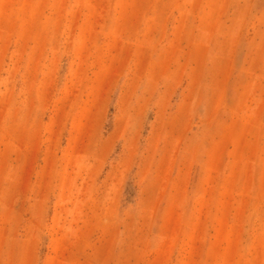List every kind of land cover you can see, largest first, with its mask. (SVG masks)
<instances>
[{
    "label": "rangeland",
    "instance_id": "1",
    "mask_svg": "<svg viewBox=\"0 0 264 264\" xmlns=\"http://www.w3.org/2000/svg\"><path fill=\"white\" fill-rule=\"evenodd\" d=\"M0 264H264V0H0Z\"/></svg>",
    "mask_w": 264,
    "mask_h": 264
},
{
    "label": "crops",
    "instance_id": "2",
    "mask_svg": "<svg viewBox=\"0 0 264 264\" xmlns=\"http://www.w3.org/2000/svg\"><path fill=\"white\" fill-rule=\"evenodd\" d=\"M77 19H89V18L77 16V15L74 14L69 19L71 26H74L76 24V22L79 23V20H77ZM132 22L136 24V30L139 31L141 29L139 33H143L144 29H145L144 28L145 23L148 22V20L147 19H142V18H140V19L137 18V19H132L130 24H132ZM82 24H83V22H82ZM87 33H89V31L87 29L81 28L80 29V33H79L80 35L77 38L78 39H82V40H92L94 38H98L96 35L93 34V31H91L89 34H87ZM67 38L70 39L71 37L67 36ZM117 38H121V37H117ZM136 38H139V39H154L156 37L155 36H149V35H147V36L141 35V36H136ZM112 70H119V69L115 68V69H112Z\"/></svg>",
    "mask_w": 264,
    "mask_h": 264
}]
</instances>
